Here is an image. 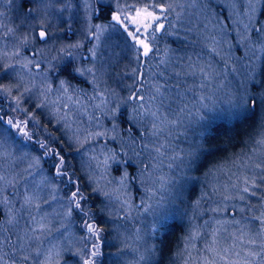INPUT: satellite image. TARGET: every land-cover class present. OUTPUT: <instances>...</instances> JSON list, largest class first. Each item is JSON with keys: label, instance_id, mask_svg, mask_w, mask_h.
<instances>
[{"label": "rangeland", "instance_id": "obj_1", "mask_svg": "<svg viewBox=\"0 0 264 264\" xmlns=\"http://www.w3.org/2000/svg\"><path fill=\"white\" fill-rule=\"evenodd\" d=\"M97 1L115 10L108 22L92 19L98 12L94 0H0V93L8 96L22 128L47 123L75 150L89 192L100 197L94 216L102 227L88 224L100 229V238L110 232L108 249L101 239L84 245L80 231L85 234L87 224L80 211L74 220L69 214L71 191L66 198L59 192L58 181L42 166L39 148L0 126L5 138L0 154H10L0 155V176L5 177L0 181V258L8 256L0 264H83L93 244L105 252V264H264L260 257L246 255L264 244V209L261 213L251 204L264 174V143H258L264 140V106L251 123L253 141L238 154L229 149L223 161L205 167L206 154L212 158L213 149L225 144L221 132L208 143L202 138L215 119L245 116L228 101L247 94L251 69L263 64L264 22L257 18L264 17V0ZM159 2L173 6L159 23L166 20L175 45H164L150 56L147 70L140 68L145 79L138 92L145 97L142 109L140 101L123 92L132 79L125 71L135 62L140 67L136 50L138 56L143 53L129 32L136 33L139 26L141 39L152 35L154 28L145 33V17H137L136 10ZM149 11L160 15L158 7ZM113 13L122 23L112 20ZM41 28L48 32L43 42L35 38ZM70 60L73 70H82L73 71L80 83L58 72ZM5 65L13 67L4 70ZM154 85H162L173 101L178 91L184 93L178 102H169L170 109L165 105L168 119L188 104L181 123L155 136L153 118L144 115ZM262 97V92L256 95L257 103ZM126 104L136 130L122 133L118 110ZM130 181H136V189ZM193 187L196 197L188 206L186 195ZM26 197H31L29 204ZM180 226L181 243L173 248ZM193 233L199 235L193 238ZM253 239L256 245L248 243ZM101 258L96 257L97 264Z\"/></svg>", "mask_w": 264, "mask_h": 264}, {"label": "trees", "instance_id": "obj_2", "mask_svg": "<svg viewBox=\"0 0 264 264\" xmlns=\"http://www.w3.org/2000/svg\"><path fill=\"white\" fill-rule=\"evenodd\" d=\"M94 4L96 5L98 12L97 14H95L96 16L95 15L92 16V19L94 21L96 20V21H101V22H108L107 19L110 17V14L113 11H115L112 5L106 2L99 3L97 0H94ZM159 4L161 3L159 2ZM260 15H262V13ZM93 17H96V18H93ZM164 25H165L164 29H162L161 32L155 33L154 38L152 35L149 36L150 47L152 48V51L149 53L148 56H143L141 53H140L141 55L138 56L139 52L138 50H136V55H137L136 57L138 59L137 61L139 62L140 67H136V62L134 61L135 62L134 66L131 67V69H127V71H125L126 74L130 73L132 75L130 76V78L132 79L130 80L131 84L129 88L123 89V92L126 93V96L129 97L132 95L133 92H139L141 88V84L145 82V79L143 76V80H137V77H139L140 74L142 73L140 69L141 67H143V70H147V67L150 64L149 63L150 56L155 55L156 51L158 52V50H160L161 48H164V45H169V44L175 45L171 41V38H169V34L167 33L166 20H164ZM115 29L119 30L117 29V27ZM122 33H125V32H122ZM262 62L263 64H261L258 68L254 70L252 68L248 76L250 79L249 80L250 83L248 84V87H247V90H248L247 96L249 97H256V95H259L260 92H262V95L264 97V61ZM71 68L72 66L70 65L69 62H67L65 63V65H63L62 67L58 69V72L61 75L68 78V75L71 72ZM153 71L154 72L158 71V69L154 68ZM135 80H137V82H135ZM262 106H264V100L262 99L259 100L258 103H256V105L253 107L251 103V99H248V102H247L248 111H245V113L241 114V115L245 114V116L243 117L238 116L232 121L231 120L227 121L226 118L222 116L218 120L215 119L211 123L210 127L204 132H202L203 134L202 138H204V140L207 143L213 139V136L216 132H221L222 137L220 138V142L222 144H225L218 151L213 149L214 151H213V156H212L213 157L212 163L208 161L210 160L211 157H209V155L207 156L206 154L205 157H207V163L205 164V167H209V166L215 165L219 161H223L225 154L229 149H231L232 151L231 153L235 151L236 154H238L239 150L247 149L246 147L248 146V144H251V142L253 141L252 136H251L252 130H250L251 123L253 119L254 121H257L256 118H258L259 116L258 114L261 111ZM119 108L120 109L118 110V112L119 111L120 112H119V119L117 122L118 124L117 129L122 133L123 132L128 133V132L123 131L125 128L129 132L130 131L134 132L136 130V125H135L136 122L134 118H132V115L130 114L131 111L129 110L130 108L129 104L123 105ZM127 113L130 114V118H127ZM0 116L5 119L11 118V119H17L20 121V119L17 118L18 116L14 113V111L8 109V96L2 93H0ZM25 121L29 122L32 120L29 118H25ZM228 126H230V128ZM228 128L230 129V131L228 130ZM26 131L28 132L31 139H26L25 136L23 135L22 136L23 142L27 143L29 147H31L32 149L34 147H36L37 149L39 148L38 153L40 154V156H42V166L47 172L52 174L55 180L58 181V183L56 184L59 189V192L66 198L69 195L70 191H71L70 193H72L74 190H76L75 188L79 189V192L83 197V199L81 200V205H83V208L76 209L74 204H71L72 211L70 215H71L72 220H74V218H76L77 215L80 217L82 215L83 217L82 222H84L85 225L88 224L89 222H92L96 227L101 228L102 226L100 225V223L97 221L95 217L97 216L95 215L96 209L98 210L99 208L97 205V202H98L97 199L100 197L89 192L90 188L87 186L85 179L83 178V174L81 173V170L76 161L75 155H73L75 150L70 148V146L63 140V138L61 137V134L58 132L57 129L53 128L47 123H43V122L42 123H35V122L28 123ZM41 143L45 144L46 148L42 149L40 147ZM48 149L59 151L61 155H63V157L65 158V164L62 170L63 172L67 173V175L61 176L59 178L55 176L54 165L58 163V159L54 154H50L48 156H45L42 154V151H47ZM126 165L128 166L127 171L129 173H133L134 172L132 169L133 165L131 163H127ZM113 169L114 171L116 170L115 167ZM130 184L132 188L134 186V189H136V181L134 182L130 181ZM259 184H260V189H259L260 193L258 195L256 202L254 203L252 202L251 204H253L252 206L256 207L262 213V210L264 209V174ZM194 191L195 189L193 187L191 188V191L186 195V200H188L187 202L188 206H191V203L193 202V200H195L196 193ZM96 205L98 208L96 207ZM89 211L91 215H89ZM183 229L184 227L180 226L178 227L177 231H174V236L172 240L173 248L177 247L181 243L180 242L181 237L184 233ZM80 234L83 235L82 238L84 241V245L85 244L90 245L91 241L98 242L101 239V242H103V247L105 248H106L105 243L107 241V237H110V232H109V235L107 232L105 234L103 233L102 238H100L101 233L97 234L96 236H93L90 233H88V231H86L85 234H82V231H80ZM106 249H108V247ZM6 250L8 251V246L6 247ZM100 252L101 254L99 258L101 257L102 258L99 264H105L106 262V256H104L105 252L103 251H100ZM3 258L5 259H2V262L8 261L7 255Z\"/></svg>", "mask_w": 264, "mask_h": 264}, {"label": "snow or ice", "instance_id": "obj_3", "mask_svg": "<svg viewBox=\"0 0 264 264\" xmlns=\"http://www.w3.org/2000/svg\"><path fill=\"white\" fill-rule=\"evenodd\" d=\"M149 7H158L159 8V12L160 15H156L155 12L153 11H149ZM172 5H165V4H160V5H151L148 6L146 5L144 8L142 9H137L136 10V16L139 17L142 13L145 17L144 19V24H143V29L144 32L147 33L149 28H154V32L152 33V36L154 38L155 33L161 32L162 29H164L165 25L163 23H159L161 17L164 15L165 12L169 11L172 9ZM177 16L179 17V13H177ZM112 20L116 21L118 23H122L121 21V16L113 13L112 15ZM149 21H156L157 23L154 25L152 23H150ZM97 29V32H101L102 28L100 25H96L95 26ZM125 30H127V28L125 27ZM9 32L12 31V29L8 30ZM141 29L138 26L136 29V33H132L129 32V35L133 37V39L136 42L137 46H140L143 48V56H148L149 53L152 51V48L150 47V41H149V37L145 36L143 39L140 38L139 33H140ZM7 34V33H6ZM35 38L40 40V41H46L48 38V32L45 28H41L38 33L35 34ZM99 37L97 36V39ZM25 40H27V37H25ZM75 47V46H73ZM61 51H63V49H61ZM92 51V55L95 57L96 52L95 49L91 50ZM29 63H31V61H29ZM25 67H27V65H24ZM13 66L12 65H5L4 66V70H8L11 69ZM36 68L39 69L40 68V64L37 63L36 64ZM73 71L75 72H81V69H74ZM91 71V70H89ZM135 71V70H133ZM137 80H143V73L140 74L139 77H137ZM64 84V81H61V85ZM0 88H3V86H0ZM163 86L162 85H154L153 86V94L151 96H149L147 99L149 101V107L147 109L144 110V115H148L151 116L153 118V124H152V135L155 136L157 135L160 131L163 130L164 127H167L169 125L171 126H175L179 123L182 122L183 120V115L186 112V110L188 109V104L187 103H183L182 107H179L177 110H173L171 112L172 116L174 118L172 119H168V117L166 115H163L164 111H167L168 109H170V101L172 102H178L180 100L181 97L184 96V93L182 92H177V96H176V100L173 101L172 97L170 96H166L165 92L162 91ZM4 91H7L8 89L4 88ZM25 91H29V89H25ZM190 91V89H189ZM129 100H138L141 102L140 107L143 109L144 108V103L143 101L145 100L144 96H140L138 95V92H133L131 96L128 97ZM200 101L204 100V97L201 96ZM251 99V103L253 105V107L256 105L257 103V98L256 97H249L247 96V94L240 96L239 98H230L228 103L232 105L233 108L239 110V111H247V100ZM262 100H264V97L261 98ZM233 101H235L233 103ZM155 105L156 110L152 111L151 108L152 106ZM165 105H168V109H165ZM201 107H207V105L201 103ZM189 115H191L189 113ZM7 124L11 126V128H15L17 129L19 132L23 133V135L25 136L26 139H31V137L29 136L28 132L25 130V128H22L20 126V122H16L13 123L12 120H8ZM7 131V130H5ZM5 142V138L3 137L2 134H0V146L3 145V143ZM258 143H264V140L259 141ZM40 147L42 149L46 148V145L41 143ZM157 152H160V148H156L155 149ZM50 154H54L57 159H58V163H56L54 165L55 167V176L57 178L67 175V173L63 172V166L65 164V158L63 157V155H61V153L59 151H55L53 149H48L47 151L44 152L45 156H48ZM0 155H10L7 153H2ZM36 163L39 162V158H35ZM29 167L31 168L32 165H29ZM257 168H261L262 165L257 164L256 165ZM5 177L4 176H0V181H4ZM71 182V181H70ZM253 184H255V181H253ZM164 185L161 184V188H163ZM249 189L246 187L244 188V191L247 192ZM151 191V190H149ZM70 204H74L76 209H80L81 208V200L83 199L82 195L79 192V189L77 188L75 191H73L71 193V196L68 198ZM227 199V197H226ZM241 199H243V197H241ZM31 202V197H26L25 198V204H29ZM4 203L6 204L7 201L5 200ZM157 203H161V201H157ZM72 211L71 207L69 208V214ZM12 222V219L9 218V223ZM262 223H264V218H262L261 220ZM43 227V226H41ZM87 231L88 233H90L93 236H96L98 234V232L100 231V229H97L93 224H87ZM199 233H193V238H195L196 236H198ZM216 233L213 232V237L215 238ZM213 243H215V239L213 240ZM249 244L251 245H256V240H250L248 241ZM208 251H213L212 248H208ZM225 251H227V249H225ZM248 257H251L253 260H255L257 257H260L262 260H264V244L260 245V250L259 251H249L246 254ZM100 256V251H99V245L98 244H93L92 249L90 251V253L88 254L87 258L83 259V264H97L96 262V257ZM2 259V258H0ZM25 259H27V257H25Z\"/></svg>", "mask_w": 264, "mask_h": 264}, {"label": "bare ground", "instance_id": "obj_4", "mask_svg": "<svg viewBox=\"0 0 264 264\" xmlns=\"http://www.w3.org/2000/svg\"><path fill=\"white\" fill-rule=\"evenodd\" d=\"M109 18H110V17H109ZM109 18H108L107 20H109ZM257 21H258V22H264V17H262V16L260 15V16L257 18ZM263 59H264V58H263ZM263 61H264V60H263ZM68 62L70 63V65L72 66V68H71V72L69 73L67 79H68L69 81H75V82H76V81L79 80V79L75 77L76 75H75L74 72H73V64H74V63H72L71 60L68 61ZM66 63H67V62H66ZM74 67H75V66H74ZM77 82L80 83L79 81H77ZM8 109H9V110H12V108H11L10 105H8ZM10 119H11V118H8V120H10ZM8 120L0 116V126H2L4 129L7 127V129H9L10 134L12 135V137L17 138V139L23 141V140H22L23 137H19L18 135H16L19 131H18L17 129H15V128H11V126L7 124V121H8ZM11 120H12L13 123L19 122V120H17V119H11ZM58 132L61 133L60 131H58ZM218 150H220V149H218ZM218 150L216 149V151H218ZM212 160H213V157L210 158V160H208V161L212 163Z\"/></svg>", "mask_w": 264, "mask_h": 264}]
</instances>
